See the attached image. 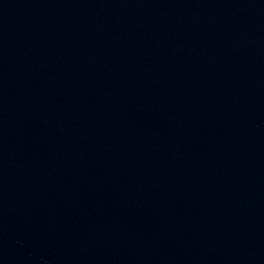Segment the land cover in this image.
I'll return each instance as SVG.
<instances>
[{"label": "water", "instance_id": "water-1", "mask_svg": "<svg viewBox=\"0 0 264 264\" xmlns=\"http://www.w3.org/2000/svg\"><path fill=\"white\" fill-rule=\"evenodd\" d=\"M0 264H264V0H0Z\"/></svg>", "mask_w": 264, "mask_h": 264}]
</instances>
